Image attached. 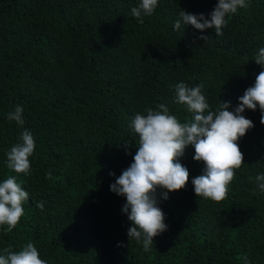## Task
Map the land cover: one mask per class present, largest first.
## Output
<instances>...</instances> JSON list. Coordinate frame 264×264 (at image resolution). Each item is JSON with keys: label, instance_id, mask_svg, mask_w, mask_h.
<instances>
[{"label": "trees", "instance_id": "obj_1", "mask_svg": "<svg viewBox=\"0 0 264 264\" xmlns=\"http://www.w3.org/2000/svg\"><path fill=\"white\" fill-rule=\"evenodd\" d=\"M139 2L0 0V183L15 176L29 192L17 227H0V254L31 242L47 264H245L244 257L264 264L259 106L243 113L254 127L238 141L244 163L225 200L197 197L191 180L204 164L194 160V146L185 149L180 162L189 182L167 200L158 189L168 228L150 251L129 239L126 198L110 188L138 150L135 114L163 103L182 123L192 119L174 103L177 83L203 85L212 110L221 101L229 111L240 104L264 70L254 60L264 47V0H247L226 17L220 36L183 23L174 28L183 10L210 19L218 0H158L143 23L131 13ZM17 105L22 126L7 119ZM24 130L36 142L27 176L7 167Z\"/></svg>", "mask_w": 264, "mask_h": 264}, {"label": "clouds", "instance_id": "obj_2", "mask_svg": "<svg viewBox=\"0 0 264 264\" xmlns=\"http://www.w3.org/2000/svg\"><path fill=\"white\" fill-rule=\"evenodd\" d=\"M158 6V0H140L138 6L131 9L132 15L143 23V16H151ZM247 0H218L209 14H192L183 10L174 28L179 30L181 23L191 25L204 32L214 29L215 34L223 35L227 26L226 17L237 13L239 8H247ZM206 36L201 39L206 40ZM256 64L264 69V47L259 48L254 57ZM203 85L189 87L180 82L175 85L174 103L184 105L192 114V119L181 122L170 114L169 108L161 103L158 110L147 109L146 114L137 113L130 123V128L139 136L138 150L133 162L122 171L110 188L119 196L126 198L123 212L128 214L132 226L128 229L130 240L142 241L144 251H150L154 238L168 228L165 213L159 206L158 189H165L163 199L169 192L185 189L189 179V169L180 162L185 149L194 146V160L203 162L202 174L191 180L197 197L221 202L228 196L236 170L244 163V154L238 141L254 127L253 121L243 113L246 109L261 110V123L264 124V70L255 78V84L246 89L239 97L240 104L229 111L230 102L221 101L212 110L204 94ZM24 109L17 105L7 115L9 121L24 124ZM131 142H129V145ZM36 149V142L29 130H24L20 142L7 152V167L25 176L31 174L30 157ZM130 154V153H129ZM115 176V173H110ZM51 178V173L48 174ZM257 187L264 192V174L255 177ZM29 199V192L15 176H9L0 183V227L11 232L25 215L23 204ZM43 210V203L37 205ZM245 264H249L244 257ZM0 264H47L40 257L37 247L29 242L21 250L5 248L0 254Z\"/></svg>", "mask_w": 264, "mask_h": 264}]
</instances>
